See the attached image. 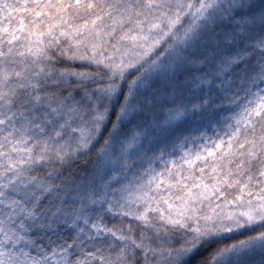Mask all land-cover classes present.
<instances>
[{
	"label": "snow or ice",
	"instance_id": "obj_1",
	"mask_svg": "<svg viewBox=\"0 0 264 264\" xmlns=\"http://www.w3.org/2000/svg\"><path fill=\"white\" fill-rule=\"evenodd\" d=\"M0 264H264V0H0Z\"/></svg>",
	"mask_w": 264,
	"mask_h": 264
}]
</instances>
